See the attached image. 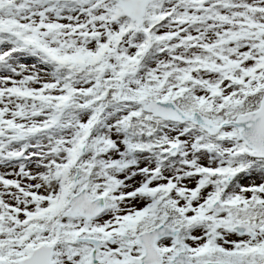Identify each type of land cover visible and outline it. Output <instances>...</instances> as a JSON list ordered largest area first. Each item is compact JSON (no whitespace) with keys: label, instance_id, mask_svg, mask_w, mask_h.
<instances>
[{"label":"snow or ice","instance_id":"1","mask_svg":"<svg viewBox=\"0 0 264 264\" xmlns=\"http://www.w3.org/2000/svg\"><path fill=\"white\" fill-rule=\"evenodd\" d=\"M0 264H264V0H0Z\"/></svg>","mask_w":264,"mask_h":264}]
</instances>
